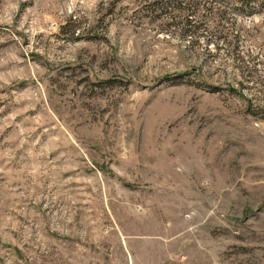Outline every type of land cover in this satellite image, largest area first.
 <instances>
[{
  "label": "rangeland",
  "instance_id": "obj_1",
  "mask_svg": "<svg viewBox=\"0 0 264 264\" xmlns=\"http://www.w3.org/2000/svg\"><path fill=\"white\" fill-rule=\"evenodd\" d=\"M0 264H264V0H0Z\"/></svg>",
  "mask_w": 264,
  "mask_h": 264
},
{
  "label": "trees",
  "instance_id": "obj_2",
  "mask_svg": "<svg viewBox=\"0 0 264 264\" xmlns=\"http://www.w3.org/2000/svg\"><path fill=\"white\" fill-rule=\"evenodd\" d=\"M252 3H253V0H252ZM250 4H251V1H249V3L247 2L245 5L249 6Z\"/></svg>",
  "mask_w": 264,
  "mask_h": 264
}]
</instances>
